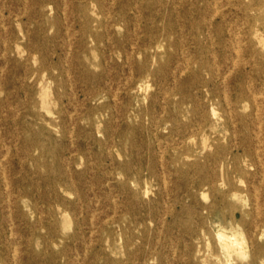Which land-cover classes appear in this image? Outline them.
Wrapping results in <instances>:
<instances>
[{"label":"rangeland","instance_id":"1","mask_svg":"<svg viewBox=\"0 0 264 264\" xmlns=\"http://www.w3.org/2000/svg\"><path fill=\"white\" fill-rule=\"evenodd\" d=\"M0 264H264V0H0Z\"/></svg>","mask_w":264,"mask_h":264},{"label":"bare ground","instance_id":"2","mask_svg":"<svg viewBox=\"0 0 264 264\" xmlns=\"http://www.w3.org/2000/svg\"><path fill=\"white\" fill-rule=\"evenodd\" d=\"M64 7H65V6H64ZM23 12H24V11H23ZM72 15H73V14H72ZM44 40H45V39H44ZM239 41H240V40H239ZM3 51H4V50H3ZM5 52H6V51H5ZM187 58H188V57H187ZM185 63H186V62H185ZM1 66H2V65H1ZM184 71H185V70H184ZM69 81H70V80H69ZM22 85H23V84H22ZM146 87H147V86H146ZM238 87H239V83L236 85V88H237V89H238ZM166 91H167V90H166ZM254 92H255V91H254ZM253 94H254V93H253ZM260 94H261V93H260ZM165 95H167V94H165ZM225 95H226V94H225ZM256 95H257V94H256ZM256 95H255V96H256ZM259 97H260V96H259ZM261 97H262V96H261ZM163 101H164V100H163ZM254 102H255V101H254ZM163 104H164V103H163ZM257 109H258V108H257ZM73 113H74V112H73ZM160 114H161V113H160ZM69 115H72V114H69ZM256 118H257V117H256ZM230 119H231V118H230ZM237 122H238V121H237ZM237 122H236V123H237ZM261 122H263V121H261ZM67 125H68V124H67ZM259 125H260V124H259ZM259 125H258V127H260ZM258 127H257V128H258ZM255 135H256V134H255ZM226 175H227V174H226ZM208 183H209V182H207L206 184H208ZM202 186H203V185H202ZM233 196L236 197L235 194H233ZM212 206H213V204H212L210 207H208V208L210 209V208H212ZM218 238H220V239H221V238H224V235L219 234V235H218ZM233 244H234V241H233V240H230V239H228L227 242L225 243V245H226L227 247H230L229 245H233ZM222 255H223V254H222Z\"/></svg>","mask_w":264,"mask_h":264}]
</instances>
